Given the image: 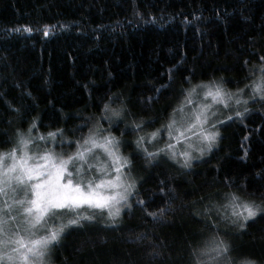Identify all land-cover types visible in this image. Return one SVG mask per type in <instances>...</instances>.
Instances as JSON below:
<instances>
[{
    "label": "trees",
    "instance_id": "trees-1",
    "mask_svg": "<svg viewBox=\"0 0 264 264\" xmlns=\"http://www.w3.org/2000/svg\"><path fill=\"white\" fill-rule=\"evenodd\" d=\"M259 56L264 0H0V152L10 151L17 130L26 132L33 121V136L62 129L66 140L56 150H74L68 141L87 135L109 99L130 110L128 123L143 117L151 132L182 100L186 77L192 84L222 79L234 92L255 79L244 61L251 67ZM244 106L242 116H232L238 108L222 110L214 147L191 167L163 154L146 157L130 143L145 132L114 123L113 134L129 142L121 152L132 159L137 180L131 207L115 223L106 211L84 210L95 219L68 225L48 264H194L193 250L211 246L217 234L195 215L204 207L200 197L225 203L223 193L238 191L262 203L248 193L264 191V100ZM224 231L221 223L234 264H264V217L246 230Z\"/></svg>",
    "mask_w": 264,
    "mask_h": 264
},
{
    "label": "snow or ice",
    "instance_id": "snow-or-ice-1",
    "mask_svg": "<svg viewBox=\"0 0 264 264\" xmlns=\"http://www.w3.org/2000/svg\"><path fill=\"white\" fill-rule=\"evenodd\" d=\"M258 59L259 63L251 67L248 60L244 61L249 75L255 76V79L234 92L224 89L222 79L219 82L210 80L192 84L191 78L186 77L190 87L182 89V100L151 132L145 131L143 117L128 123L130 110L123 102L118 107H112L111 99L102 101L99 116L87 135L68 141L69 146L75 145L74 150H56L57 147L63 149L66 140L62 129L33 136V129L37 127L34 121L26 132L18 129L16 145L10 151L0 152V197H3L0 203V264H48L46 257L51 246L60 240L68 225H76L80 219H95L92 215H82L84 210L95 209L100 215L106 211L108 218L115 223L122 208L131 207L129 198L137 189V180L130 172L132 159L121 152V145L129 142L121 140L111 131L117 121L124 123L129 131L145 132L130 143L148 158L156 159L163 154L181 167H191L193 159L210 152L219 137L218 131L209 130L215 129V124L211 122L217 114L213 111L215 105H222L225 109L230 107V102L247 105L248 100L243 99L247 88L251 89L249 99L255 100L258 96L264 100V56ZM198 89L202 90L203 98H210V102L196 104L193 97L199 95ZM188 106L193 107L186 111ZM247 111L249 109L245 107L244 112ZM236 115L242 116L243 113L236 112ZM102 122H107L109 127L104 128ZM147 123H155V118H148ZM58 135L62 138L59 144L56 143ZM162 136L166 137L162 140L163 146L149 151L147 145ZM192 136L200 141L199 145L190 142ZM38 142H44V146L41 147ZM182 143L187 145L184 150L179 147ZM30 145L34 151L29 150ZM193 148L200 156H192ZM97 150L106 157L104 161L100 160ZM17 189L24 193L23 197L12 199L9 203V191L15 193ZM248 195L257 196L262 203L244 199L238 191L223 193L225 203L211 198L205 203V198L200 197L204 207L195 215L217 234L213 236L211 246L193 250L194 264H234L231 247L219 235V229L223 223L226 236L232 229L246 230L248 222L254 221L258 215L264 217V191ZM160 211L163 214V210ZM65 214L75 218L68 219L67 225L57 224L56 221ZM150 215L155 216L156 213ZM235 264L257 262L241 259Z\"/></svg>",
    "mask_w": 264,
    "mask_h": 264
},
{
    "label": "rangeland",
    "instance_id": "rangeland-1",
    "mask_svg": "<svg viewBox=\"0 0 264 264\" xmlns=\"http://www.w3.org/2000/svg\"><path fill=\"white\" fill-rule=\"evenodd\" d=\"M225 89V88H224ZM226 90V89H225ZM197 93L199 94V95H197V96H194L193 97V99H194V101L196 102V104H199V103H201V102H210V98H203V96H202V90L201 89H198L197 90ZM251 95V89L250 88H247V89H245V92H244V95H243V99L244 100H248V102L250 101H254V100H252V99H249V96ZM258 97V96H257ZM256 97V98H257ZM255 98V99H256ZM244 104H240V105H236L234 102H230V107L229 108H227V109H225V108H223V106L222 105H215L214 106V108H213V111H216V117H214V118H212L211 119V122L212 123H214L215 124V129H209V130H215V131H218V125H219V123H216V121L217 120H219L220 122H222L223 120H225V119H220V116H221V112H222V110H228V111H231L232 110V108L234 107V108H238V110L236 111V112H244V109H241L240 107L241 106H243ZM193 106H188V108H186V111H188L190 108H192ZM244 108H245V106H244ZM224 111V112H225ZM236 112L234 113V115H232V116H237L236 115ZM231 115H229L227 118H229V117H232ZM205 127H208L207 125H205ZM163 139H166V137H164V136H162L161 138H160V140H158V141H153L150 145H147V146H152L153 144H156L157 145V143H159V147H162L163 146V143H162V140ZM190 142L192 143V144H194V145H199L200 144V141L199 140H197V138L195 137V136H192L191 138H190ZM158 146V145H157ZM179 147H180V150H184L186 147H187V145L186 144H181V145H179ZM29 150L30 151H34V149H33V146H29ZM148 150H151V149H149L148 148ZM191 153H192V156L193 157H198V156H200V154L198 153V152H196L195 151V148H193V149H191ZM97 154L98 155H100V156H104V155H102L100 152H99V150H97ZM105 157V156H104ZM95 174V173H94ZM22 195H24V193L22 192V191H20L19 189H17V191L15 192V193H12L11 191H9V193H8V202L9 203H11L12 202V199H20V198H22ZM2 201H3V197H0V203H2ZM14 207H16L15 205H14Z\"/></svg>",
    "mask_w": 264,
    "mask_h": 264
}]
</instances>
